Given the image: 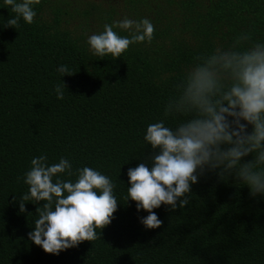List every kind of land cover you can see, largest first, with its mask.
I'll return each instance as SVG.
<instances>
[{
	"label": "trees",
	"instance_id": "trees-1",
	"mask_svg": "<svg viewBox=\"0 0 264 264\" xmlns=\"http://www.w3.org/2000/svg\"><path fill=\"white\" fill-rule=\"evenodd\" d=\"M47 1L0 0V264H264V0Z\"/></svg>",
	"mask_w": 264,
	"mask_h": 264
},
{
	"label": "rangeland",
	"instance_id": "rangeland-1",
	"mask_svg": "<svg viewBox=\"0 0 264 264\" xmlns=\"http://www.w3.org/2000/svg\"><path fill=\"white\" fill-rule=\"evenodd\" d=\"M142 1L145 4L152 2V0ZM54 2L60 6L63 12L62 23L75 33L83 35L84 39L89 42L90 47L97 45L108 30L105 17L94 8V5H98L102 10L113 8V22H117L123 27L137 28L144 25L140 24L135 12L127 11L130 9L126 0H48L44 8V15L47 19H50L53 15L51 7ZM154 14L155 12H147V15L152 17ZM150 19L148 18L147 20Z\"/></svg>",
	"mask_w": 264,
	"mask_h": 264
}]
</instances>
